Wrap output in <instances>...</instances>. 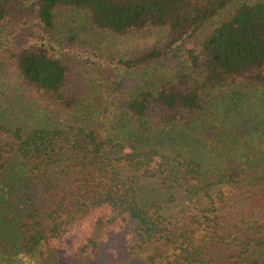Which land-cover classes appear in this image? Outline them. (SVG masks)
Segmentation results:
<instances>
[{"label":"trees","instance_id":"16d2710c","mask_svg":"<svg viewBox=\"0 0 264 264\" xmlns=\"http://www.w3.org/2000/svg\"><path fill=\"white\" fill-rule=\"evenodd\" d=\"M0 264H264V0H0Z\"/></svg>","mask_w":264,"mask_h":264},{"label":"rangeland","instance_id":"374dc122","mask_svg":"<svg viewBox=\"0 0 264 264\" xmlns=\"http://www.w3.org/2000/svg\"><path fill=\"white\" fill-rule=\"evenodd\" d=\"M161 36L162 33L159 30H148L142 32L140 35L119 41L117 46L120 47L122 51L131 52L134 49L144 48L156 43Z\"/></svg>","mask_w":264,"mask_h":264}]
</instances>
